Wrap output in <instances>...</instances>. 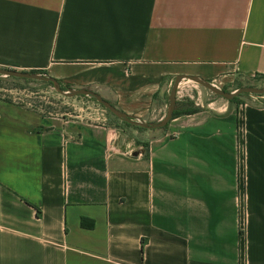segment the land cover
Returning <instances> with one entry per match:
<instances>
[{
  "label": "crops",
  "instance_id": "0c3cea01",
  "mask_svg": "<svg viewBox=\"0 0 264 264\" xmlns=\"http://www.w3.org/2000/svg\"><path fill=\"white\" fill-rule=\"evenodd\" d=\"M0 69L161 121L177 76H264V0H0ZM0 264H264V105L120 131L0 98Z\"/></svg>",
  "mask_w": 264,
  "mask_h": 264
},
{
  "label": "rangeland",
  "instance_id": "374dc122",
  "mask_svg": "<svg viewBox=\"0 0 264 264\" xmlns=\"http://www.w3.org/2000/svg\"><path fill=\"white\" fill-rule=\"evenodd\" d=\"M173 83L174 80L170 85V90L172 89ZM242 86H256L264 88V81L259 77L250 80H239V82L236 81L223 90L233 92ZM0 98L4 101L29 108L45 115L64 117L69 120H84L93 124L110 125L120 131L140 129L135 126H131L122 119L113 115L93 97H68L59 93L56 87L37 80L15 79L0 75ZM239 99V102H243L248 99H257L260 105H264V95L258 96L244 94L241 95ZM226 101L228 100L216 95L207 88L190 80L183 79L178 88L176 109L179 111L189 109L203 110L211 107L214 103ZM169 106L170 100L168 101V107ZM167 113L168 110L166 115Z\"/></svg>",
  "mask_w": 264,
  "mask_h": 264
},
{
  "label": "water",
  "instance_id": "95a60500",
  "mask_svg": "<svg viewBox=\"0 0 264 264\" xmlns=\"http://www.w3.org/2000/svg\"><path fill=\"white\" fill-rule=\"evenodd\" d=\"M0 75L3 77H11L15 79H23V80H37L45 83H52L53 85L56 86L57 91L61 94H64L68 97H76V96H89L95 98L103 107L108 109L113 115L116 117L122 119L126 123L135 126V127H140V128H146V129H163L165 128L171 120L174 118V112L176 110V104H177V93H178V88L181 84V81L183 79L190 80L192 82H195L208 90L212 91L216 95L223 97L227 99L228 101H231L237 97H240L241 95L244 94H252V95H258V96H263L264 95V88L261 87H256V86H242L238 89H236L233 92H227L223 89L218 88L217 86L213 85L212 83H209L207 81H204L198 77L194 76H177L174 80L171 93H170V106L168 109L167 115L159 122L153 123V122H146L143 120L139 119H133L129 115L125 114L123 111L118 109L117 107L111 105L107 100H105L101 95L98 93L89 90V89H73V88H68L67 91H63L61 89V84L59 83V80L44 76L41 74H35L32 72H16V71H11V70H6V69H0Z\"/></svg>",
  "mask_w": 264,
  "mask_h": 264
},
{
  "label": "trees",
  "instance_id": "16d2710c",
  "mask_svg": "<svg viewBox=\"0 0 264 264\" xmlns=\"http://www.w3.org/2000/svg\"><path fill=\"white\" fill-rule=\"evenodd\" d=\"M32 73H35V74H41V75H44V73H42V72H40V71H33ZM44 76H46V75H44ZM263 81H264V76L263 77H260ZM59 83L61 84V89L63 90V91H67L68 90V88H70V86H68V85H66L65 83H63V82H61V81H59ZM47 84H50V85H52L53 87H56L55 85H53L52 83H47ZM226 91V90H225ZM239 97H237V98H235V99H233V100H231L230 102L231 103H239ZM200 110L199 109H189V110H185V111H179V110H175V112H174V118H176V117H178V116H181V115H190V114H195V113H197V112H199ZM131 118H133V117H131ZM173 118V119H174ZM133 119H135V118H133ZM140 128V127H139ZM83 225H86V224H84V220H83Z\"/></svg>",
  "mask_w": 264,
  "mask_h": 264
}]
</instances>
